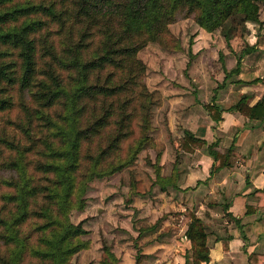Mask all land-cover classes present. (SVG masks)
<instances>
[{
  "label": "rangeland",
  "instance_id": "rangeland-1",
  "mask_svg": "<svg viewBox=\"0 0 264 264\" xmlns=\"http://www.w3.org/2000/svg\"><path fill=\"white\" fill-rule=\"evenodd\" d=\"M86 1L0 2V11L27 2L37 5L2 25L8 29L33 21L26 33L33 45V72L21 85L20 41H0V64H6L12 78L0 77V219L22 211L19 198L7 197L20 192L26 217L13 229L28 246H43L38 238L53 225L42 224L53 216H66L85 229L78 238L86 246L65 264H191L181 194L188 187L180 185L190 163L186 153L201 145L186 151L178 139L187 114L197 111V104L205 111L200 99L235 98L236 88L223 89V62L232 68L240 55L243 78L264 74L262 25L237 24L226 43L220 27L198 32L193 0H177L172 7L169 0H159L160 13L149 29L130 30L117 14L96 13ZM253 41L256 47L245 51ZM81 83L115 89L105 94L91 89L72 98V88ZM58 85L66 93L44 105L41 92ZM89 126L93 131L78 141L71 191L62 201L57 175L43 164L53 157L50 148L63 147L73 129L82 134ZM200 215L206 245L215 235L225 237L226 214ZM7 232L0 222V264L11 253ZM26 250L16 264H49Z\"/></svg>",
  "mask_w": 264,
  "mask_h": 264
},
{
  "label": "trees",
  "instance_id": "trees-1",
  "mask_svg": "<svg viewBox=\"0 0 264 264\" xmlns=\"http://www.w3.org/2000/svg\"><path fill=\"white\" fill-rule=\"evenodd\" d=\"M5 0H0L4 2ZM177 0H169L171 7ZM196 5V13L193 15L195 23L204 29L205 31H212L216 27L221 28L222 36L227 43L230 32L236 27L237 24H243L247 21L257 23L261 26L263 19H259V13L263 11L264 18V0H193ZM159 0H87V6L96 13H115L120 18L123 25L130 30L145 29L148 30L149 26L152 25L153 21L158 18L160 13L158 4ZM37 8L36 4L24 3L17 4L10 8L0 11V41L19 40V57L21 72L18 77L21 85H26L33 72V45L30 39L26 38V33L32 28V20H24L17 27L3 29L2 25L7 21L17 17L18 15L27 14L35 11ZM228 23V24H227ZM253 45L245 49H252ZM243 51V49L241 50ZM240 56L237 57L236 67L231 69L230 72H237L238 62ZM6 64H0V77L10 81V71L5 68ZM228 76L225 73L224 77ZM225 78H223L224 81ZM222 81V84H223ZM251 82L260 81L264 83V74L260 77H255ZM96 90V93H112L114 87L81 83L72 88L73 97L76 98L81 95H87L90 90ZM42 98L44 99V105L48 106L52 100L66 93V90L62 87L55 86V89L47 87L46 90L42 91ZM247 95L241 94L238 99L232 103L227 109H234L240 112L242 115L248 118H263L264 116V93L256 100L253 104L248 105L246 102ZM3 99L0 98V103ZM72 105L77 106L73 101ZM206 113L214 121H218L221 118V107L214 103L213 98L208 102H200ZM90 127V126H89ZM86 127L82 134L79 131L73 129L75 134L65 137V145L61 148H50V153L53 155L49 162L44 163L45 170H51L56 175L55 183L61 184L63 189L61 199L66 202L67 195L71 191L72 187V176L71 171L74 168L75 161L77 160V145L80 138L86 137L92 131V127ZM179 146L181 149L191 151L193 147L200 146L205 143L203 138L195 136L188 129H184L182 136L179 137ZM140 142V141H139ZM215 141H211L206 144L207 153L212 157L211 170L213 168H219L222 166H229L231 164L230 155L232 150L230 148L224 151H219L215 148ZM136 146L134 151L139 148ZM49 149V147L47 146ZM55 159V160H54ZM56 177V176H55ZM54 182V181H53ZM34 189V187H31ZM31 189V190H33ZM23 193L25 191L23 190ZM55 194H59L55 191ZM9 199L19 198L20 205L22 208L21 212L16 209L13 211L11 218L0 219L3 223L4 229L8 232L5 234L4 240L12 243L10 247V255L6 264H16L18 255L23 248L26 247L29 253L35 254L42 258H46L49 264H65L66 259L70 254L80 248L86 246V241L80 240L78 236L85 233V229L81 223H72L66 216L58 218L53 216V220H47L42 226L53 225L42 237L38 238V241L43 246H33L25 244V239H22L16 234L13 229L16 224L22 221L26 217L25 204L26 200L23 198L22 193H18L16 196H7ZM68 203V202H67ZM225 208V207H224ZM231 218L237 226L239 225V219L232 216L229 212L224 211V215ZM183 220L186 224L184 235L191 242V253L192 260L191 264H200L202 261L207 262L208 260V247L205 243V233L200 225L199 218L188 208H185L183 214ZM107 255L111 258H115V255L106 250ZM252 255H249V258ZM7 259V258H6ZM103 264H110L108 262H102Z\"/></svg>",
  "mask_w": 264,
  "mask_h": 264
},
{
  "label": "crops",
  "instance_id": "crops-1",
  "mask_svg": "<svg viewBox=\"0 0 264 264\" xmlns=\"http://www.w3.org/2000/svg\"><path fill=\"white\" fill-rule=\"evenodd\" d=\"M262 19L261 31H264ZM201 29L198 27L199 33ZM261 33L264 36V32ZM254 41L249 43L256 47ZM240 60L241 56L238 70ZM236 61L232 68L222 61L221 71V82L225 78L223 89L232 91L236 88L235 98L228 101L221 96L210 97L221 107V118L214 122L206 111L200 112L199 104L195 108L197 111L187 114L189 119L185 129L203 138L205 143L186 153L190 155V163L183 171V184L180 185L188 187L181 192L185 202L183 208L190 209L197 217L203 213L209 219L229 212L239 219L240 225L229 218L225 237L215 235L212 242H207L208 260L200 264H264V116L248 118L237 110L227 109L241 94L247 95L248 105L253 104L264 93V83L250 81L260 77L259 74L245 79L238 70L230 72L236 67ZM225 73L228 76L224 77ZM211 141L216 142L215 148L219 151L232 150L229 166L211 170L212 157L206 150V144Z\"/></svg>",
  "mask_w": 264,
  "mask_h": 264
}]
</instances>
